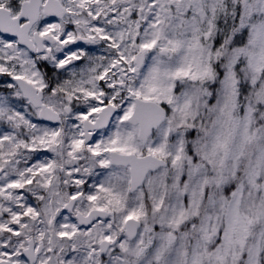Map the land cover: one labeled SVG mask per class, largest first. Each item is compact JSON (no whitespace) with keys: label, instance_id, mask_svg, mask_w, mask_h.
Returning <instances> with one entry per match:
<instances>
[{"label":"rangeland","instance_id":"1","mask_svg":"<svg viewBox=\"0 0 264 264\" xmlns=\"http://www.w3.org/2000/svg\"><path fill=\"white\" fill-rule=\"evenodd\" d=\"M75 1L93 32L86 47H62L81 60L45 95L60 124L40 121L12 79L43 87L29 52L0 43V261L31 264L32 240V264H264V0ZM116 61L127 85L103 99ZM135 96L168 111L145 144L128 121ZM106 100L119 111L85 141L82 120ZM111 150L168 165L131 192ZM92 208L113 213L79 223Z\"/></svg>","mask_w":264,"mask_h":264},{"label":"flooded vegetation","instance_id":"2","mask_svg":"<svg viewBox=\"0 0 264 264\" xmlns=\"http://www.w3.org/2000/svg\"><path fill=\"white\" fill-rule=\"evenodd\" d=\"M26 1L28 0H0V16L2 18L15 19L18 27L24 25L26 26L30 22V17L33 16V12H34V5L31 6L32 12L29 11L27 12L25 10L23 4ZM36 2H37L38 16L37 19L28 28L29 30L28 35L29 38L32 40V43H30V45L33 49H36V52L30 50V47L20 43L16 35L13 36L7 35L1 31H0V37L2 38L0 40V43L5 44L6 47L11 52L15 49L14 43H17L20 47H23L25 50L29 52L32 59L36 62L37 67L40 70L43 78V83H44L43 87H39V89L42 90L43 100L45 101L46 92L54 89L56 85L57 77H60L63 71L72 68L75 64H77L81 60L80 59L81 57L78 55H71V54L63 55L61 52L62 47L67 46L72 51L78 50L82 47H86L87 45L90 44L92 40L91 33L93 31L87 30L88 28H86V26H88L89 24L84 23L85 16L80 15L79 14L80 12L77 11L78 6L75 0L74 1L73 0H36ZM74 2H75L74 12L70 13L69 8L74 4ZM73 59L76 60L72 61ZM112 65L113 68L116 69L117 72L119 73L120 79L115 80L114 83L112 84H109L106 90L101 93L103 99H107L109 95L113 96L114 95L113 93L118 91L119 88L123 89L124 86L127 85V81L129 79L127 75L128 71L120 61H116ZM135 69L139 70L136 67ZM14 77L16 76H12V79L15 82L16 86L18 87L19 91L21 92ZM27 80L32 82L29 79ZM103 83L104 82L102 81V86ZM28 102L31 104L29 100ZM100 104H102V106L97 111L93 120H88V119L82 120V127L84 128V131L87 125L89 124L96 125V123L98 122V118L100 117V112L103 110V108H105L109 104L115 105L113 101H108V100ZM66 107H64V111L70 112L71 108L68 107L69 110L67 111ZM34 108L37 109V116H38L39 107H34ZM56 111L60 114L61 120L60 122H58L60 124L63 121L62 120L63 116L58 110ZM118 111H119V107H117L116 111L111 116L106 126L89 128L87 131H91L94 134L96 129L107 127L112 117ZM128 117H130V115ZM86 120H88L87 123ZM42 122L50 123L47 121H42Z\"/></svg>","mask_w":264,"mask_h":264},{"label":"water","instance_id":"3","mask_svg":"<svg viewBox=\"0 0 264 264\" xmlns=\"http://www.w3.org/2000/svg\"><path fill=\"white\" fill-rule=\"evenodd\" d=\"M34 5L33 16L30 17V22L25 26H17L15 19L2 18L0 16V31L7 35H16L19 42L30 47V50L36 52L30 45L32 40L28 35L29 26L37 19V2L36 0H28L23 6L28 12H32L31 6ZM39 42V41H38ZM40 50V49H39ZM73 59L72 61H75ZM79 60V59H78ZM136 68L139 69L144 63V51H138L135 57ZM16 80L23 96L27 98L34 107H39L38 118L42 121H47L50 123L60 122V114L52 108L50 105L43 101V92L37 88L32 82L28 81L22 76L14 77ZM117 106L112 104L107 105L100 112V117L96 125H87L85 130L86 141L90 140L92 132L87 131L89 128L103 127L106 126L111 118V116L116 111ZM68 111V107H66ZM167 110L159 102L151 99H143L140 97H135V105L132 114L128 118L132 123L139 124L138 138L142 143H146L154 130H156L166 119ZM88 120H86L87 123ZM89 123V122H88ZM111 161L116 164L130 165L131 180H130V191L136 190L140 185L143 184L148 172L150 170H156L160 167H164L168 162L162 158L153 154L137 155L135 153H121L119 151L113 150L110 153ZM79 196L72 197L66 203L65 207L72 210L74 204L78 200ZM110 211L94 208L87 214L81 212L76 213V217L82 224H90L93 220L98 217H105L110 214ZM127 234L129 238L136 235L137 230L140 226V221L134 217H129L126 220ZM30 247L24 249V254L30 260L31 264L34 262L36 256L33 254V242L29 240ZM110 244L109 240H102L101 242V253H104ZM41 250V246L39 250ZM1 264H18V262L3 259L0 261Z\"/></svg>","mask_w":264,"mask_h":264},{"label":"bare ground","instance_id":"4","mask_svg":"<svg viewBox=\"0 0 264 264\" xmlns=\"http://www.w3.org/2000/svg\"><path fill=\"white\" fill-rule=\"evenodd\" d=\"M65 221V220H64ZM67 223V222H66ZM67 225V224H66ZM87 226V225H86Z\"/></svg>","mask_w":264,"mask_h":264}]
</instances>
